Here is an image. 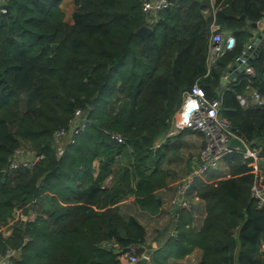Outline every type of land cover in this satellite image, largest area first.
Wrapping results in <instances>:
<instances>
[{"label":"trees","instance_id":"1","mask_svg":"<svg viewBox=\"0 0 264 264\" xmlns=\"http://www.w3.org/2000/svg\"><path fill=\"white\" fill-rule=\"evenodd\" d=\"M61 1L0 0V256L14 249L11 264H122L138 246L148 264H166L197 247V264H264V202L252 196L240 150L224 157L226 177L192 192L205 209L201 226L185 227L180 209L164 254H150L147 229L129 212L135 204L159 213L157 192L176 178L166 164L181 161L190 131L167 134L195 84L208 99L222 97L220 117L264 155V107L236 98L247 86L264 96V43L255 46L254 76L232 70L255 40L251 23L264 17V0H167L151 13L146 0H74L71 24ZM143 25L152 28L146 39L135 34ZM214 25L235 44L210 65ZM226 74L237 82L223 88ZM77 109L86 128L60 155L54 134L69 129ZM22 147L40 160L9 169ZM259 183L264 189V172ZM17 211L36 217L17 218L5 236Z\"/></svg>","mask_w":264,"mask_h":264},{"label":"built area","instance_id":"2","mask_svg":"<svg viewBox=\"0 0 264 264\" xmlns=\"http://www.w3.org/2000/svg\"><path fill=\"white\" fill-rule=\"evenodd\" d=\"M168 6L169 3L167 0H146L143 3V9L149 13ZM213 30L214 32L211 35L209 49L210 65L214 63L216 58L221 56L225 51L231 49L235 44V39L233 37L229 36L225 39L222 32L217 31L216 29ZM230 39H232L231 44H229ZM255 46L257 45L254 43L249 44L236 59V61H239V65L246 63L250 57L254 58L256 50ZM248 50H250V52H248ZM251 63L240 73L244 79L246 77H252L255 74ZM223 77L226 78V84L222 85L223 88H227L226 85L237 82V78H230L229 74H226ZM236 98L239 104L244 108L264 107V96L251 86H247L246 90L243 93H239ZM221 105V96L219 98L208 99L204 90L197 84L183 94L182 104L174 115L169 135H174L176 132L183 129H191L193 131L201 132L204 135V144L201 147L199 163L193 171L194 174L185 179L184 185L180 186V193L192 183L194 175L202 174L209 169L216 167L226 155L237 150L229 146L230 138L238 135L233 133L229 128L228 122L220 117L219 110ZM85 128L86 118L84 112L81 109H77L70 120L69 129L62 128L54 134V143L58 154H63L65 146L68 143H74L75 137L80 132L84 131ZM112 138L118 142H122V138L119 135H112ZM246 147V150L242 151V153L245 162L247 161L248 166L251 167V172L254 177L251 186L252 196L257 198L261 205L264 202V189L260 187L259 181L264 172V155L258 153L255 148H250L247 144ZM24 155L29 157H23ZM17 156L18 158H16ZM40 158V155H35L24 147L18 148L15 150V153L9 162V169H17L20 167L32 168ZM176 199L177 196L173 198V204H177V206L181 208L189 207L186 201H179L177 199L179 201L177 203ZM15 216L21 220H26V217H24L19 211L16 212ZM137 249L138 246H131L130 250L119 256L120 260L125 261L126 264L136 262L140 258L135 254ZM141 256H146L148 258L146 253H143ZM1 257V259H4L7 264H11L12 259L17 257V252L14 249H8L4 255H1Z\"/></svg>","mask_w":264,"mask_h":264},{"label":"crops","instance_id":"3","mask_svg":"<svg viewBox=\"0 0 264 264\" xmlns=\"http://www.w3.org/2000/svg\"><path fill=\"white\" fill-rule=\"evenodd\" d=\"M210 1L213 4L214 0ZM212 28L217 30L218 26L214 25ZM256 30L260 31L261 28L257 27ZM254 38L256 39V35ZM185 130L190 131V133L184 138L186 151L190 150L191 148L194 150L201 148L203 146L204 137L202 136V133L198 131L183 129L176 132L174 135H169L168 132L167 137H175L180 132ZM198 133H200V135ZM158 143L159 142H157V144ZM198 163L199 159L192 160V156H190V158L184 162L179 161L166 164L172 171L175 172V175L173 176L176 178L170 182V188L162 189L157 192L160 206L159 213L152 215L147 211L140 210L135 204H133V206L130 205L131 207L129 212L135 214L147 229L148 245L151 246L149 252L155 257L158 254H164L167 252L168 249L166 248V243L168 238L176 237L177 235L175 232V226L177 223H179V212L182 208L177 206V204L172 203L173 198L178 195L177 199L179 201H187L189 203V207L183 209V211L185 210L188 212L187 219L183 223L185 227L196 231L201 226L202 219L205 216V209L202 202L197 197L192 195V192H195V190L203 183L224 178L229 174V167L226 164V161L223 159L216 167H213L202 174L194 175L192 183L180 193V186L184 185L185 179L188 176L194 174L193 171L195 170V166ZM97 173L98 171L96 172V175ZM107 184L109 183L107 182ZM127 199V203H131L133 201L132 197ZM178 200L177 203L179 202ZM26 216L30 217L29 221L34 220L36 217L34 213L28 214ZM200 254V250L195 247L189 253H187L184 258L175 259L172 256L168 257L166 264H197L200 259ZM121 263L126 264L125 261H121Z\"/></svg>","mask_w":264,"mask_h":264},{"label":"water","instance_id":"4","mask_svg":"<svg viewBox=\"0 0 264 264\" xmlns=\"http://www.w3.org/2000/svg\"><path fill=\"white\" fill-rule=\"evenodd\" d=\"M242 18H244V15H242ZM247 23H249V21H246ZM251 26L254 28L260 27L261 31H259V33L256 36V41H254V44H259L260 43H264V17L261 19V21L259 23H251ZM152 33V28L149 25H143L141 27H139L135 34L141 38H148ZM232 43V39L229 40V44ZM56 48V45H53V49ZM248 52H250V50H248ZM253 55V54H252ZM253 60V57H250L249 60L244 63L239 65V61H236L233 65H232V70H235L236 75L240 74L247 65H249ZM239 65V66H238ZM221 82L222 85L226 84V78L222 77L221 78ZM229 146L240 150V151H245L246 150V143L243 141V139H241L238 136H232L229 140ZM130 264H148V258L146 256H141L136 262L134 263H130Z\"/></svg>","mask_w":264,"mask_h":264},{"label":"rangeland","instance_id":"5","mask_svg":"<svg viewBox=\"0 0 264 264\" xmlns=\"http://www.w3.org/2000/svg\"><path fill=\"white\" fill-rule=\"evenodd\" d=\"M60 7L64 13V19L65 21L68 23V24H71L72 23V13L75 9V5H74V0H62L61 3H60ZM252 27V26H251ZM259 29V28H258ZM261 31V30H260ZM251 32L254 34V37L255 35L257 36V34L259 33V31L256 30V28L252 27L251 28ZM190 130V129H188ZM56 152H57V148L55 149ZM201 152V148H199L198 150L197 149H193L191 148L190 150L186 151L185 149V152L183 151L180 155V160L181 162H184L186 161L188 158H190V156H192V160H198L199 159V153ZM58 153V152H57ZM23 157H29V156H26L24 155ZM18 158V156L16 157ZM221 163V162H220ZM194 165V164H192ZM24 215V214H22ZM24 217H26V220L25 221H29L30 220V217L29 216H26L24 215ZM17 219V217L14 215V218L8 223L7 226H5L3 228V234L6 236V235H9L10 234V229H9V226ZM148 246V245H147ZM2 257L0 256V264H7L6 261L4 259H1Z\"/></svg>","mask_w":264,"mask_h":264}]
</instances>
